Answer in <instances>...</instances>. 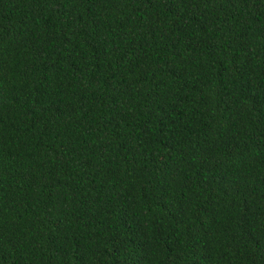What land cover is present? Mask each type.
I'll use <instances>...</instances> for the list:
<instances>
[{
	"label": "trees",
	"instance_id": "trees-1",
	"mask_svg": "<svg viewBox=\"0 0 264 264\" xmlns=\"http://www.w3.org/2000/svg\"><path fill=\"white\" fill-rule=\"evenodd\" d=\"M0 264H264V0H0Z\"/></svg>",
	"mask_w": 264,
	"mask_h": 264
}]
</instances>
